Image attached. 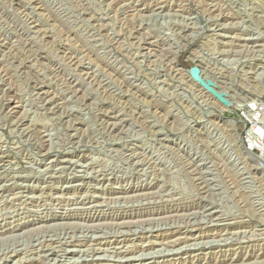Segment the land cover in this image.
<instances>
[{"label":"rangeland","instance_id":"obj_1","mask_svg":"<svg viewBox=\"0 0 264 264\" xmlns=\"http://www.w3.org/2000/svg\"><path fill=\"white\" fill-rule=\"evenodd\" d=\"M255 126L264 0H0V264H264Z\"/></svg>","mask_w":264,"mask_h":264},{"label":"bare ground","instance_id":"obj_2","mask_svg":"<svg viewBox=\"0 0 264 264\" xmlns=\"http://www.w3.org/2000/svg\"><path fill=\"white\" fill-rule=\"evenodd\" d=\"M204 70V69H203ZM203 77L207 80L208 78H206L205 77V75H204V73H203ZM210 80H212V79H210ZM212 82V81H211ZM214 82V81H213ZM212 82V83H213ZM216 82V81H215ZM214 84V89H216V91L218 92V93H220V94H222L223 95V97H224V99L226 100V101H228V103H229V106L228 107H226V106H223L222 104H220L210 93H208V92H206L203 88V90L208 94V96L209 97H211L213 100H215L216 102H218L219 104H220V106L222 107L221 108V113H222V111H230L231 110V108H233V103H232V101H231V99H230V96H228L227 95V93H226V91L224 92L219 86H217L216 85V83H213ZM199 86V85H198ZM245 109V111H246V113L248 114V116H249V118L253 121V122H255V123H257L258 121L260 122V120L259 119H257V117L254 115V113H253V111L249 108V106H245L244 107ZM237 109V108H236ZM257 111V110H256ZM218 118L220 119V120H223V117H222V115L221 114H219L218 115ZM231 122V123H230ZM229 124L233 127V125H234V123H233V121H229ZM261 132H262V129L261 128H257V126H255V127H253L251 130H249V132H248V139H249V143L251 144V146H250V149L248 148V147H245V148H242V147H240L241 149V151H242V153H243V155L245 156V158L247 159V160H249V161H251L252 163H254V164H262V165H264V158H262V159H256V160H253V159H251L250 157H249V155L252 153V151H251V149H257V150H260V151H262V153L264 152V143L263 142H261L260 141V135H261ZM264 154V153H263ZM263 157H264V155H263ZM178 241V240H177ZM118 246V245H117Z\"/></svg>","mask_w":264,"mask_h":264},{"label":"water","instance_id":"obj_3","mask_svg":"<svg viewBox=\"0 0 264 264\" xmlns=\"http://www.w3.org/2000/svg\"><path fill=\"white\" fill-rule=\"evenodd\" d=\"M187 73L197 85L203 88L206 92L210 93L220 104L226 107L229 106L228 101L224 99L223 95L214 89V84L209 79L206 80L203 77L202 72L197 65L188 70Z\"/></svg>","mask_w":264,"mask_h":264},{"label":"built area","instance_id":"obj_4","mask_svg":"<svg viewBox=\"0 0 264 264\" xmlns=\"http://www.w3.org/2000/svg\"><path fill=\"white\" fill-rule=\"evenodd\" d=\"M259 111L258 109H252V111L254 112V111ZM258 119H259V117H257ZM260 137V136H259ZM263 137H264V135L263 134H261V138L263 139ZM260 138V139H261ZM249 149H250V147H248ZM251 151L253 152V151H257V149H251Z\"/></svg>","mask_w":264,"mask_h":264}]
</instances>
